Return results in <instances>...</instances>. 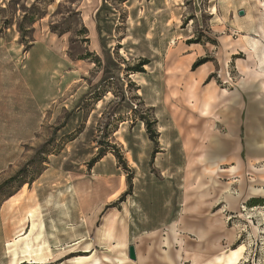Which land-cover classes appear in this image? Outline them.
Instances as JSON below:
<instances>
[{
  "label": "rangeland",
  "instance_id": "1",
  "mask_svg": "<svg viewBox=\"0 0 264 264\" xmlns=\"http://www.w3.org/2000/svg\"><path fill=\"white\" fill-rule=\"evenodd\" d=\"M0 22L27 42L35 24L36 35L48 28L67 44L55 107L0 177V208L27 207L10 211L11 240L21 230L11 253L19 243L24 256L44 248L36 207L69 196L81 175L118 172L126 183L117 206L131 219L165 220L177 185L193 191L199 162L214 171L206 161L233 151L238 167L227 159L222 167L235 171L218 173L222 185L232 177L234 196L244 193L230 217L233 248L239 264H264V191L255 190L264 189V0H0ZM36 48L29 71L45 45Z\"/></svg>",
  "mask_w": 264,
  "mask_h": 264
},
{
  "label": "crops",
  "instance_id": "2",
  "mask_svg": "<svg viewBox=\"0 0 264 264\" xmlns=\"http://www.w3.org/2000/svg\"><path fill=\"white\" fill-rule=\"evenodd\" d=\"M31 29L33 37L27 42L28 37L23 38L16 27L0 22V177L20 159L23 146L39 132L47 111L55 107L57 57L66 58L64 41L48 28L37 35L35 24ZM43 43L45 51L40 50L38 64L29 71L25 62ZM52 61L55 68L50 70ZM248 141L251 143L250 138ZM225 146L234 147L235 139H228ZM233 153L208 159L207 167L217 164L214 171L205 170L200 161L203 170L193 175V191L177 185L165 220L131 219L124 207L117 206L126 183L118 172L79 176L72 188H64L69 196L41 201L36 207L34 219L44 224L39 243L45 245H39L32 256H24L21 243L18 253L10 252L8 243L21 234L18 230L11 240L16 221L10 218V211L25 212L27 207L7 200L0 208V264H239L244 254L233 248L238 231L230 217L244 193L234 196L228 191L232 177L222 185L218 175L230 169L222 167L224 160L238 167ZM25 223L27 219L22 225ZM131 245L135 260L129 257Z\"/></svg>",
  "mask_w": 264,
  "mask_h": 264
},
{
  "label": "bare ground",
  "instance_id": "3",
  "mask_svg": "<svg viewBox=\"0 0 264 264\" xmlns=\"http://www.w3.org/2000/svg\"><path fill=\"white\" fill-rule=\"evenodd\" d=\"M215 9V8H214ZM216 10V9H215ZM246 70V69H245ZM258 71V70H257ZM260 75H264V73L263 72H261L260 73ZM223 93L224 94H226L227 93V90H223ZM204 101H203V103H202V113L203 114H206V115H208V114H210L211 113V110H212V108H213V103H214V94L213 93H210V92H208V93H204ZM193 96L194 97H196V95H195V93L193 94ZM198 105V104H197ZM196 107V106H195ZM228 171H230V172H234L235 171V168L234 167H232L231 169H229ZM258 188H260V187H258ZM256 191H258V190H263L264 191V189H255ZM254 194V193H253Z\"/></svg>",
  "mask_w": 264,
  "mask_h": 264
},
{
  "label": "water",
  "instance_id": "4",
  "mask_svg": "<svg viewBox=\"0 0 264 264\" xmlns=\"http://www.w3.org/2000/svg\"><path fill=\"white\" fill-rule=\"evenodd\" d=\"M239 14H240V15H244V11H243V10H240ZM129 257H130V259H132V260H135V259H136L135 248H134L133 245H131V246L129 247Z\"/></svg>",
  "mask_w": 264,
  "mask_h": 264
},
{
  "label": "trees",
  "instance_id": "5",
  "mask_svg": "<svg viewBox=\"0 0 264 264\" xmlns=\"http://www.w3.org/2000/svg\"><path fill=\"white\" fill-rule=\"evenodd\" d=\"M201 63L200 62H197L194 66H199ZM150 124H151V122H148L147 121V126L149 127L150 126ZM25 183H23L22 185H24ZM132 186V184H130V187ZM10 196H12V195H9V197ZM259 200V198H256V197H253V198H250V199H248V201H247V204L248 203H250L251 205H252V203H254V202H256V201H258ZM254 205V204H253ZM255 205H257V204H255Z\"/></svg>",
  "mask_w": 264,
  "mask_h": 264
}]
</instances>
